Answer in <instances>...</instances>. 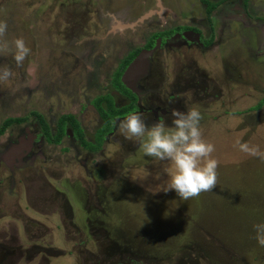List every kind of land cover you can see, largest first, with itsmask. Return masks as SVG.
<instances>
[{
  "label": "rangeland",
  "instance_id": "obj_1",
  "mask_svg": "<svg viewBox=\"0 0 264 264\" xmlns=\"http://www.w3.org/2000/svg\"><path fill=\"white\" fill-rule=\"evenodd\" d=\"M71 1L86 0H0L4 39L11 48L22 38L30 49L20 65L12 51L0 54V73L10 72L0 80V126L22 119L0 135V264H264L253 231L264 221V161L236 144L264 151V34L255 53V36L246 28L240 68L229 66V78L223 74L220 99L190 92L177 109L200 111L203 139L214 144L218 161L213 190L183 201L166 191L171 162L144 155L122 133L114 136L124 145L110 140L94 151L40 138L34 112L58 118L88 101L92 70L83 62L73 67L75 47L89 50L88 66L106 48L93 39L103 35L104 24L81 22L83 30L72 31L62 10ZM245 4L247 16L264 27V0ZM164 122L171 126L172 120ZM34 134L40 141L32 143ZM20 160L23 165L13 167Z\"/></svg>",
  "mask_w": 264,
  "mask_h": 264
},
{
  "label": "flooded vegetation",
  "instance_id": "obj_2",
  "mask_svg": "<svg viewBox=\"0 0 264 264\" xmlns=\"http://www.w3.org/2000/svg\"><path fill=\"white\" fill-rule=\"evenodd\" d=\"M68 5L73 6L67 11L62 6V10L68 13L72 31L83 30L78 27L81 22L104 24L103 35L93 39L96 46L102 40L106 48L96 52L88 66L89 50L75 47L72 37L70 47L76 48V54H71L73 67L83 62L93 71L86 75L88 101L58 118L45 120L34 112L42 136L34 134L32 143L40 141H35L36 137H44L48 144L67 139L73 148L90 151L110 140L122 146L125 142L114 135H121L119 119L129 113L139 112L151 125L161 119L172 120V112L187 102L190 92L193 98H208L213 92L216 96L212 98L220 99L219 82L229 78L225 75L228 67L240 68L239 47L246 43L247 27L255 36V53L262 51L258 45L264 41L260 40L264 27H259L257 18L247 16L245 0H86ZM101 65L107 67L106 73H100ZM33 127L37 130L36 124ZM26 149L27 153L31 150ZM22 165L20 160L13 167Z\"/></svg>",
  "mask_w": 264,
  "mask_h": 264
},
{
  "label": "clouds",
  "instance_id": "obj_3",
  "mask_svg": "<svg viewBox=\"0 0 264 264\" xmlns=\"http://www.w3.org/2000/svg\"><path fill=\"white\" fill-rule=\"evenodd\" d=\"M6 22H0V54L13 52L17 65L23 63L30 49L22 38H17L10 48L4 39ZM10 72L3 69L0 80L8 79ZM171 126L164 120L151 125L139 112L129 113L119 119L118 127L125 139L137 142L143 154L160 161H170L167 190H174L183 201L211 192L217 185L218 161L212 156L215 146L203 139L200 121L201 113L196 108L187 111L174 110ZM239 150L250 157L264 161V151L257 145L237 140ZM254 239L264 247V221L253 224Z\"/></svg>",
  "mask_w": 264,
  "mask_h": 264
},
{
  "label": "trees",
  "instance_id": "obj_4",
  "mask_svg": "<svg viewBox=\"0 0 264 264\" xmlns=\"http://www.w3.org/2000/svg\"><path fill=\"white\" fill-rule=\"evenodd\" d=\"M261 105H262V102L259 103L256 107L259 108ZM20 121H22V119H18V118H9V119L5 120V121L2 123V125L0 126V135H1L2 133H4L5 129H6L8 126H10L12 123H14V122H20ZM45 132H46V131H45ZM46 133H48V131H47ZM46 135H47V134H46ZM48 137H49V135H48ZM91 149H93V148H91Z\"/></svg>",
  "mask_w": 264,
  "mask_h": 264
},
{
  "label": "water",
  "instance_id": "obj_5",
  "mask_svg": "<svg viewBox=\"0 0 264 264\" xmlns=\"http://www.w3.org/2000/svg\"><path fill=\"white\" fill-rule=\"evenodd\" d=\"M153 11L149 12L148 14L143 15L142 17H140V19L138 20L139 22L143 20L144 17H147L148 15H150ZM136 22L129 24V27H132L133 25H135Z\"/></svg>",
  "mask_w": 264,
  "mask_h": 264
}]
</instances>
